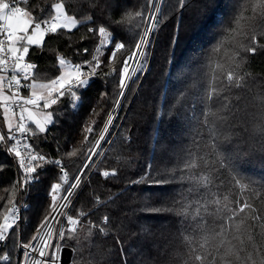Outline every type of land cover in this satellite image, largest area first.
Returning <instances> with one entry per match:
<instances>
[{"label":"trees","instance_id":"trees-1","mask_svg":"<svg viewBox=\"0 0 264 264\" xmlns=\"http://www.w3.org/2000/svg\"><path fill=\"white\" fill-rule=\"evenodd\" d=\"M57 2L60 0H29L27 5H22L32 11L33 15H38L41 9ZM69 3L70 0H66V10L70 15H77L78 19L83 15L93 14L77 11L79 0L71 9ZM111 3V18L119 19L125 11H136L142 0H111ZM232 11L233 0H208V6L202 15L191 8L180 10L177 0H168V5L164 7L167 19L163 20L152 37L144 67L137 73V78L133 79L123 97L106 140L99 148L98 152L101 154L96 155L91 162L87 182L68 212L73 216L77 211L88 212L89 215L82 218L85 229L89 219L100 223L104 215H109L113 231L107 237L95 235L92 238L93 246L85 245L82 253L79 250L73 251L78 249L75 240L62 241V244L72 249L73 256L69 264H87L92 259L89 253L96 251L97 244L102 251L113 250L108 261H101L96 256L100 264H122L119 245L115 242L116 236L120 237L126 249L128 264H184V260L188 259V249L182 243L181 217L175 212L146 210L178 209L180 203L174 202H181V196L187 195V182L181 187L178 180L164 185L154 184L151 180L138 184L131 181L145 176L149 172L146 167L149 163L156 165L155 170L150 172L155 179L164 168L182 163L187 151L194 150L198 155L202 154L195 149L193 141L207 139L208 128L201 124L205 94L212 83L214 61L228 54L225 49L218 56L214 55L213 48L223 37ZM93 18L95 24L88 22L77 29H62L56 34H48L44 45L31 46L30 58L26 57L38 62L34 73L43 83L61 74L60 57L83 63L89 71L90 66L85 62L91 61L94 55H98L102 63L96 69L97 75L90 78V86L78 93L82 96L78 108L73 109L66 96L51 107L55 124H50L46 132L39 133L32 122L31 129L37 133L32 135V144L44 157V161H37V166L42 165L38 167L39 182L32 186L31 206L24 214L22 227L15 232L10 231L6 245L0 248V255L10 253L11 260L0 261V264H19L23 258V250L14 248L13 245L19 241L27 243L31 239L42 219L43 210L50 204V187L59 182L61 173L60 166L46 162L60 160L71 177L76 175L86 159L85 153L93 147L109 114L117 106L115 102L119 99L120 69L128 51L119 53L115 62L109 60L111 44L96 53L95 49L99 47L102 38L98 32L93 36L87 29L105 24L108 16L105 13L103 16L94 15ZM122 39L128 44L133 42L131 33L118 31L116 40ZM258 41L264 44V37H258ZM85 48L89 51L85 52ZM113 68L116 69L115 72H112ZM243 71L251 73L250 79L257 81L253 94L264 92V49L247 54ZM6 90L8 92L7 88ZM236 94L235 91L231 93ZM248 101H251V95L248 96ZM94 110L98 115L94 114ZM249 111H253L251 106ZM93 120V132L89 134L88 142L84 143V128ZM0 126L7 134L2 108ZM220 131L225 129L221 128ZM259 147L255 139L241 133L233 137V144L228 148L233 164L243 175L257 181V186L264 182V152L259 151ZM74 148L78 150V155L68 158L66 153ZM111 169H117L116 176L105 178L100 174L103 170ZM16 176V166L1 142L0 222L10 207L8 200L15 191L13 185L18 183ZM17 195L18 193L15 201ZM96 197L106 203L97 207ZM258 207L264 209V203ZM142 229H147L148 232L144 233ZM93 231L96 232L95 229ZM16 232L19 233V240ZM257 244L259 254L254 252L253 259L256 264H260V257L264 256V237L257 236ZM248 250L252 251L250 245ZM189 264L196 262L190 260Z\"/></svg>","mask_w":264,"mask_h":264},{"label":"snow or ice","instance_id":"snow-or-ice-1","mask_svg":"<svg viewBox=\"0 0 264 264\" xmlns=\"http://www.w3.org/2000/svg\"><path fill=\"white\" fill-rule=\"evenodd\" d=\"M28 3L29 0H0V37H4L0 38V108L3 109V118L9 132L14 129L16 133H31L35 136L37 133L32 131L26 121H32L37 131L44 133L47 131L46 125H54L55 120L52 112H45L42 114L43 119H38L36 117L40 113L34 112L33 109H40L41 101L43 108L49 109L66 96L73 109L78 108L82 100L78 93L90 86L89 77L97 75L96 69L102 61L98 55H94L91 61L85 62L91 70L84 73L82 65L71 64L64 57H60L59 67L64 71L43 83L33 71L37 65L25 59L30 58V47L43 46L45 36L56 34L62 29L70 31L88 22L95 24L94 15L103 16L107 13L105 24L95 28L89 27L87 31L93 36L98 32L102 38L99 47L95 49L96 53H100L101 48L112 45L110 62H115L119 53L128 51L120 69L118 96L123 98L128 81L144 67L152 37L163 20L167 19L164 7L168 5V0H142L136 11H125L119 19L111 18V0H79L77 11L93 13L83 15L80 19L66 10V0L50 4L48 8L41 9L38 15H33L26 7L16 6ZM177 3L180 10L191 8L200 15L208 6V0H177ZM74 4H77V0H70L69 9ZM118 31L131 33L133 42L128 44L125 39L116 40ZM258 37H264V0H233V11L228 26L225 27L221 40L213 48L214 55L218 56L225 49L228 54L214 61L212 83L205 94L201 124L208 128L207 139L193 141L195 149L200 150L202 154L198 155L194 150L187 151L182 163L164 168L155 179L151 177L150 172L155 170L156 165L149 163L146 166L149 172L140 179L131 181L138 184L151 180L154 184L164 185L178 180L181 187L187 182V195L181 196V202H174L180 203L178 209H146L153 212H175L181 217L182 243L188 249V259L184 260V264H189L190 260H194L196 264H217V261L219 264H256L253 253L259 254L257 236L264 237V209L258 207L264 203V182L257 186V181L243 175L233 164L228 148L233 144V137L243 133L255 139L260 145L259 151L264 152V92L253 94L257 81L250 79L251 73L243 71L247 54L264 49V44L259 43ZM84 51L89 50L85 48ZM132 64L137 67L132 68ZM9 69L10 79L7 76ZM115 71L113 68L112 72ZM5 86L11 92L10 95L5 91ZM21 88L29 90L30 95H21ZM234 91L237 94L231 95ZM115 103L119 105L120 100L117 99ZM249 106L253 111H249ZM17 109L18 121L13 124L11 118L17 116ZM94 114L98 115L95 110ZM113 119L110 113L99 138L85 153L86 162L74 177L69 176L60 160L46 162L60 166V180L50 187V204L43 210L42 219L31 239L27 243L19 241L13 245L14 248L23 250V258L19 264H61V254L65 247L62 241L75 240L78 249L73 251L79 250L82 253L85 245L93 246L92 238L95 235L107 237L113 231L112 218L109 215H104L100 223L89 219L85 229L82 218L87 217L88 212L77 211L75 216L68 214L73 197L87 182L91 162L96 155L101 154L98 149L101 142L106 140L105 134L108 133ZM92 124H95L94 120L84 128V143L88 142L89 134L93 132ZM221 128L225 131L221 132ZM9 139H15V136ZM5 140V134H0V142ZM9 151L20 158L19 166L24 176L22 182L13 185L15 191L8 200L10 207L0 222V245L9 239L10 231L19 229L21 208L30 207L26 204L17 207L15 195L21 190L28 191L39 182L38 167L42 165L34 166L32 162L44 161V157L39 154H29L26 160L17 145H13ZM77 155L78 150L75 148L66 153L68 158ZM169 162L171 163V158ZM100 174L105 178L114 177L117 175V169L103 170ZM105 203L96 197L97 207ZM141 231L148 232L147 229ZM16 238L19 240L18 232ZM53 239L55 244L52 243ZM115 242L119 245L122 264H128L126 249L119 236L115 237ZM194 244L196 246H193ZM249 245L252 251L248 250ZM95 247L96 251L89 253L92 259L87 261V264H100L96 256H99L101 261H108L113 254L111 249L102 251L99 244ZM10 260V253L0 255V261ZM260 264H264V256L260 257Z\"/></svg>","mask_w":264,"mask_h":264},{"label":"built area","instance_id":"built-area-1","mask_svg":"<svg viewBox=\"0 0 264 264\" xmlns=\"http://www.w3.org/2000/svg\"><path fill=\"white\" fill-rule=\"evenodd\" d=\"M7 2H11V0H7ZM16 6H20V7H24L22 4H18V5H16ZM0 38H4V37H0ZM26 60H29V62H32V63H35L37 66H38V62H36L34 59L33 60H30V59H27V58H25ZM72 64H80V65H82V70H83V72L84 73H88L89 72V70L84 66V64L83 63H80V62H78V63H76V62H72ZM34 71V70H33ZM0 74H2V73H0ZM7 76H8V78L10 79L11 78V69H9V72L7 73ZM91 77H89V79H90ZM28 82H30V81H28ZM22 83H25L24 81H22ZM5 85H7V81L5 82ZM6 88H7V86H6ZM15 89H12V91H14ZM8 92H10L9 90H8ZM10 94H11V92H10ZM21 95H24V96H29L30 95V91L29 90H26V89H23V88H21ZM41 106H43V101H41ZM29 107H31V106H29ZM18 116H19V110L17 109V116L15 117V122H17L18 121ZM26 123L28 124V126L31 128V124H32V121H26ZM0 134H5V136H6V140L5 141H3V143H4V145H5V148H6V150L8 151V153H9V155H10V158H11V160H12V162H13V164H14V166H16V173H17V176H16V179H17V181L18 182H22V180H23V176H24V173H23V170L20 168V166H19V160H20V158L19 157H16L15 156V153L14 152H10L9 151V149L13 146V145H17V148H18V150L21 152V154H22V156L23 157H25V159L27 160L28 158H29V154H31V155H37V154H39V155H41V153L39 152V151H37V150H35L34 149V147H33V144H32V139H33V136H32V134L31 133H28V134H25V135H22V134H20V133H16L14 130L12 131V132H8L7 134L3 131V129H2V127L0 126ZM15 136V139H9V137H11V136ZM1 143V142H0ZM26 145H28V146H30V147H25ZM38 161V160H37ZM37 161H33L32 163H33V165L34 166H37L36 164H37ZM85 162H86V160H85ZM84 162V163H85ZM84 165V164H83ZM83 165L81 166V167H83ZM67 171V170H66ZM68 172V171H67ZM79 172V171H78ZM77 172V173H78ZM69 173V172H68ZM76 173V174H77ZM69 176H70V173H69ZM75 176V175H74ZM73 176V177H74ZM71 177V176H70ZM71 182V181H70ZM83 186L84 185H82V188H83ZM81 188V189H82ZM81 189L80 190H78L77 191V194H76V196H74L73 197V201L75 200V198L79 195V192L81 191ZM31 193H32V187L28 190V191H23V190H21L20 192H18V197H17V199H16V204H17V207H20L21 205H29V206H31V197H32V195H31ZM28 209V208H27ZM27 209H24V208H21V211H20V215H21V221L19 222V228H21L22 227V224H23V220H24V214H25V212L27 211ZM68 212H69V210H68ZM8 241V240H7ZM7 241L6 242H4L2 245H0V248H2L4 245H6V243H7ZM54 242H56L54 239H53V241H52V243L54 244ZM65 248H70L69 246L67 247V246H65L64 247V249ZM63 249V250H64ZM71 249V248H70ZM71 253H72V249H71ZM72 256H73V254H72ZM61 258H62V254H61ZM71 259H72V257H71Z\"/></svg>","mask_w":264,"mask_h":264},{"label":"rangeland","instance_id":"rangeland-1","mask_svg":"<svg viewBox=\"0 0 264 264\" xmlns=\"http://www.w3.org/2000/svg\"><path fill=\"white\" fill-rule=\"evenodd\" d=\"M71 64H72V62L71 61H69ZM130 64H131V62H130ZM137 67V65H135V64H132V68H136ZM62 71H64L63 69H62ZM138 73V72H137ZM136 73V75H134L133 76V78H132V80H130V81H128V88H129V86H130V84L134 81L133 79L136 77L137 78V74ZM125 89V94L127 93V91L129 90V89ZM5 91L7 92V90H6V88H5ZM8 94H9V92H8ZM10 95V94H9ZM119 100H120V103H119V105H117L116 106V108H115V110L111 113V115L113 116V117H115V115L118 113V111H119V109H120V107H121V103H122V101H123V98H120L119 97ZM33 111L34 112H38V113H40V115H38L36 118H38V119H43V113H45V112H52L51 111V108H49V109H44L43 108V106H41L40 107V109H33ZM27 115V114H26ZM12 119V121H13V124H15L16 122H15V117L14 118H11ZM113 121H114V119H113ZM35 125V124H34ZM36 126V125H35ZM50 125H46V128H48ZM110 128V127H109ZM105 135H107V133L105 134ZM103 142V141H102ZM102 142H101V144H102ZM98 151H99V149H98ZM70 253H71V250H70ZM72 254L73 253H71L70 255H69V261H71V257H72Z\"/></svg>","mask_w":264,"mask_h":264},{"label":"bare ground","instance_id":"bare-ground-1","mask_svg":"<svg viewBox=\"0 0 264 264\" xmlns=\"http://www.w3.org/2000/svg\"><path fill=\"white\" fill-rule=\"evenodd\" d=\"M85 160H84V162H85ZM84 162L82 164H84ZM70 250H71L70 248H68V249L65 248L63 250V252H62V258H61V264H69L70 261L68 259H69V255L71 254L70 253Z\"/></svg>","mask_w":264,"mask_h":264},{"label":"crops","instance_id":"crops-1","mask_svg":"<svg viewBox=\"0 0 264 264\" xmlns=\"http://www.w3.org/2000/svg\"><path fill=\"white\" fill-rule=\"evenodd\" d=\"M3 122H4V125H5V131L9 132V131H8V128H7V124H6L5 120H4V118H3ZM13 130H14V129H13Z\"/></svg>","mask_w":264,"mask_h":264}]
</instances>
